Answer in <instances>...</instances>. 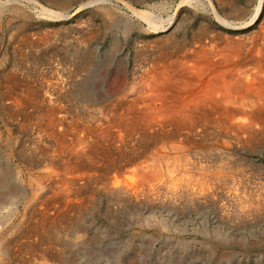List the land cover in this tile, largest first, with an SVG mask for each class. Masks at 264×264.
I'll return each mask as SVG.
<instances>
[{
	"label": "rangeland",
	"instance_id": "374dc122",
	"mask_svg": "<svg viewBox=\"0 0 264 264\" xmlns=\"http://www.w3.org/2000/svg\"><path fill=\"white\" fill-rule=\"evenodd\" d=\"M36 1L0 0V255L6 252L10 264H23L24 260L32 261V257L42 254L55 259L49 264H57L59 252H63V264H264V140L223 151L229 155L228 159L219 158L212 150L208 152L211 148L208 145L198 153L203 152L204 157L195 159L203 163L225 164L220 184L212 185L206 201L180 202L170 207L143 205L140 201L130 202L123 193L115 196L104 191L107 190L104 183L111 179L110 183L118 179L127 181L124 176L127 173L120 169L122 166L131 169L134 165L129 163V144L122 150L112 148V158L96 155L99 167L88 172L90 177L82 181L79 199L73 197L67 207L53 201L62 211L59 216L55 215V224H45L43 228L35 223L38 213L44 209L42 201L47 200L53 189L44 181L43 190L32 185L33 179L46 177L45 170L49 168L47 155H51V147L47 148L48 139L40 131L43 121L34 118L36 110L32 103L36 97H47L49 82L58 80L60 84L67 77L68 85L62 88V95H66L63 105H68V109L70 106L72 113L87 114L90 111L87 107L94 106L87 99L95 97L97 101L101 89L113 94L130 86L137 63L143 61L147 52L164 44L165 38L181 44L194 41L202 31L207 34L203 39L212 34L221 38L230 35L232 39L250 36L257 30V23L245 28L240 23L250 21L257 0H192L186 5H178L181 0H123L124 3L109 0L94 6L85 3L95 0ZM125 3L140 10L155 7L164 19L172 13L176 18L164 32H150L145 28L140 31L126 22L131 12ZM208 3L236 26L225 29ZM41 6L64 17L45 16ZM237 14L244 17L238 19ZM261 19L264 20V11ZM80 35L89 39V44L82 42ZM50 51L55 55L53 59L56 58L51 64ZM43 105L37 104V107L44 109ZM220 150L223 149H216ZM120 152L125 153L123 157ZM211 169L216 171L215 167ZM130 184L131 193L136 188L141 193L149 190L146 184ZM33 227L38 233L29 237L27 232ZM0 264H4L2 256Z\"/></svg>",
	"mask_w": 264,
	"mask_h": 264
},
{
	"label": "bare ground",
	"instance_id": "6f19581e",
	"mask_svg": "<svg viewBox=\"0 0 264 264\" xmlns=\"http://www.w3.org/2000/svg\"><path fill=\"white\" fill-rule=\"evenodd\" d=\"M95 1L87 2L85 5L94 6L92 4L96 5L101 1L109 0ZM190 1L192 0H181L178 5L190 3ZM256 2L255 13L254 15L251 13L253 16L251 15L250 21L240 23L244 28L257 23V30H254L250 36L243 37L244 39L239 37L232 39L229 37L230 35L221 38L210 34L211 36L208 35L203 39L202 37L207 34L202 31V34L198 33L199 35L194 41L190 39L191 42H181V44L180 41L178 43L172 41L171 36L169 40L165 38V43L160 47L158 46L157 50L147 52L142 57L143 61L140 64L136 62L137 65L133 70L130 86H125L113 94H108L105 92L106 90L99 88L101 93L99 92L100 97L97 101L94 100L95 97L87 99L94 105L87 107L90 109V111L86 110L87 114L84 112L72 113L73 111L69 110L70 106L68 109V105L67 107L63 105L66 95H62V90L64 86L68 85L67 77L65 78L66 81L62 79L60 84L57 82L58 80L49 82L47 97L42 99L36 97L32 102L35 105L34 110H36L34 111V118L43 121V127L40 128V131L42 130L43 133L41 134H44L48 139L47 148H49L48 146L51 147V149L49 148L51 155H47L50 156L48 159L49 168L45 170L47 176L41 175L32 181L34 188L40 187L43 190L45 186L42 187V183L44 181L45 185L50 183L48 184L49 189H53L50 191L52 192L51 195L47 191L46 195L48 194L49 197H44L47 200L42 201L44 209L41 207L43 211L38 213L39 216L37 217L39 218L35 222L39 224L38 227H43L49 223L55 224V215L59 216V212L62 211H59L60 205L54 203L69 206L68 203L74 199L73 197L78 198L82 181L90 177L88 172L99 167V165L97 166L99 161H95L98 159L96 155L112 158V148L114 150L123 149V146L129 144L128 151L131 156L129 163L134 165L132 164L131 169H125L123 166V169H120V171L127 173V176H124L127 177L128 182L118 179L110 183L111 179L104 183L103 186L107 189L104 191H110L115 196L123 193L130 202L140 201L143 205L146 203L172 206L178 205L180 202L205 200L208 192L212 190V185H218L219 180L223 178L222 166L224 167V162L215 165L203 163L202 158L204 156L201 155L204 154H202L203 152L201 155L198 153L203 151L204 147L208 145L211 147L210 150L206 149L209 150L208 152L212 150L217 152L219 158L228 159L230 158L229 155L224 154L223 151L264 140V20H260L262 11H264V0H257ZM209 3L207 5L212 9L214 17L225 29L236 26L233 24L234 22H228L222 18L215 6ZM124 5L131 12V16L126 19V22L140 31L145 28L146 31L150 32H164L176 18L174 17L175 13L174 15L172 13V16L164 19L152 6V9L149 8L150 10H140L132 7L130 3ZM40 11L50 18L60 19L64 17L62 13L43 6L40 7ZM162 12L164 11L161 10ZM241 17L244 15L238 19ZM242 26L240 25V27ZM194 34L196 36V33ZM50 37L53 38L52 35ZM80 37L82 42L86 41L89 44V39H83L81 35ZM53 56H55L53 51H50V64L56 59H53ZM138 58L140 59V57ZM62 74L64 75V73ZM37 104H44L45 108L39 109L40 106L37 107ZM219 147L223 149L220 150L221 153L216 151ZM123 155L120 156L123 157ZM196 156H201L203 162L195 159ZM139 158H143V160H139ZM211 167H215L216 171L213 172ZM129 182H133V185L146 184L149 186L147 188L149 190L146 193H141L136 188V191L131 193L128 190V187L132 186ZM141 188L143 187L141 186ZM161 190L165 192H161ZM27 202L32 203L30 200ZM62 207L64 206L62 205ZM51 214L54 216L53 218L50 217ZM27 233L30 237L32 234L35 236L38 231L36 227H33ZM62 253H58L57 264H63ZM1 256L4 264H10L6 252L5 254L2 253ZM32 258V261L24 260L23 264H49L55 260L43 254Z\"/></svg>",
	"mask_w": 264,
	"mask_h": 264
}]
</instances>
